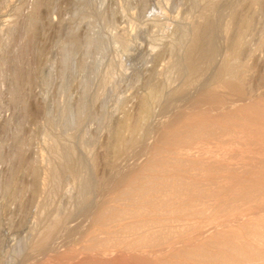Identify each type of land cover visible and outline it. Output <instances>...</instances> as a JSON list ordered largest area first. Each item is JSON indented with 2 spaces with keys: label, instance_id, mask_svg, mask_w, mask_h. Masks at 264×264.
I'll return each instance as SVG.
<instances>
[{
  "label": "rangeland",
  "instance_id": "374dc122",
  "mask_svg": "<svg viewBox=\"0 0 264 264\" xmlns=\"http://www.w3.org/2000/svg\"><path fill=\"white\" fill-rule=\"evenodd\" d=\"M199 27L208 50L191 77ZM227 67L254 98L250 116L233 107ZM263 86L264 0H0V264H264V212H245L264 200V127L248 122L264 123ZM217 222L237 236L229 249Z\"/></svg>",
  "mask_w": 264,
  "mask_h": 264
},
{
  "label": "bare ground",
  "instance_id": "6f19581e",
  "mask_svg": "<svg viewBox=\"0 0 264 264\" xmlns=\"http://www.w3.org/2000/svg\"><path fill=\"white\" fill-rule=\"evenodd\" d=\"M196 32L194 33V36H193V38H192V40H191V42L188 44V48H187V46H186V48H187V50H185L184 52H185V54H184V64L186 65V67H187V69L189 70V72H190V74H191V77L193 76V75H195L197 72H198V68H199V64L201 63V62H203V60H204V58H205V55L207 54L206 52H207V45H205V44H203V43H200V39H201V37H204L205 36V34H206V30L204 29V28H201V27H199V28H196V30H195ZM184 38V37H183ZM184 41V40H183ZM240 41V40H239ZM240 43V42H239ZM241 44V43H240ZM236 47H238L237 45H235ZM239 48V47H238ZM234 50H236V49H234ZM233 50V51H234ZM238 50V49H237ZM152 53V52H151ZM237 53H239V52H237V51H234V53H233V56L235 57V56H237ZM183 64V65H184ZM224 85L229 89V91L230 92H235V93H237V94H239V95H242V97L241 98H234V99H232L231 100V102L232 103H234L235 105H233V107H235L236 105H240L243 109H242V111H240V113H241V115H244L245 117L246 116H250L249 114L250 113H252V112H254L255 113V111H256V106L253 104L254 102H253V100H252V96H251V94H245V92H246V90H245V86H244V81H243V79H242V77H241V74L236 70V69H234L233 67H227L226 68V71H225V78H224ZM153 90V91H152ZM152 90H149V91H146L142 96H140V98H139V100H138V122L137 123H139L141 120H143V119H145V118H147L148 117V115L150 114V106H151V104L155 101V98H156V96H155V90H154V88L152 89ZM262 93L264 94V86H263V88H262ZM254 99V98H253ZM230 102V103H231ZM230 103H228V104H230ZM259 104V103H258ZM227 105V104H226ZM231 105V106H232ZM225 106V105H224ZM227 106H229V105H227ZM226 106V107H227ZM260 106V105H259ZM232 107V108H233ZM218 109L219 108H221V107H217ZM231 108V109H232ZM260 108H262L261 106H260ZM213 110V109H212ZM217 110V109H216ZM220 110V109H219ZM214 111V110H213ZM236 111V110H235ZM258 112H259V110H258ZM239 112H237V114H238ZM259 113H261V112H259ZM231 114V113H230ZM264 114V113H263ZM226 115H228V114H226ZM233 115V114H232ZM240 115V114H239ZM256 115H260V114H256ZM264 116V115H263ZM220 117H223V116H220ZM225 117V116H224ZM229 117V116H228ZM235 117V116H234ZM233 117V120H235V118ZM237 117H239V116H237ZM243 117V116H242ZM245 117H244V119H245ZM219 118V117H218ZM217 118V119H218ZM226 118V117H225ZM230 118H231V116H230ZM230 118H228L229 120H230ZM256 117H254V119H255ZM264 118V117H263ZM210 119V118H209ZM213 119V118H212ZM222 119V118H221ZM227 119V118H226ZM239 119H242V118H238V120ZM250 119H251V117H250ZM237 119L235 120V121H238ZM246 120V119H245ZM245 120H241V121H245ZM201 121V120H200ZM213 121V120H212ZM226 122H227V120H225ZM224 121V122H225ZM240 121V123L242 124V122ZM247 121V120H246ZM201 122H203V121H201ZM216 122V121H215ZM248 122H252V124L253 125H255V123L256 122H258L257 124L258 125H260L261 124V128H263L264 127V123L261 121H256V120H248ZM205 124H206V122H204ZM209 123H211V122H209ZM217 123V122H216ZM220 123V122H219ZM231 123V122H230ZM234 123V122H233ZM223 124H225V123H223ZM229 124V123H228ZM235 124V123H234ZM246 124H247V127L249 126V124L250 123H247V122H245L244 123V126H246ZM202 125H203V123H202ZM231 125V124H230ZM233 125V124H232ZM235 125H238V124H235ZM136 126H137V124H135V125H133V126H127L126 127V130L129 132V133H131V134H133L135 131H136ZM250 126H251V124H250ZM249 126V127H250ZM256 126V125H255ZM191 127H193V126H191ZM194 127H197V126H194ZM203 127V126H202ZM202 127H200V128H202ZM233 127V126H232ZM231 127V128H232ZM253 127V126H252ZM220 128V127H219ZM223 128H225L224 126H223ZM228 128V127H227ZM246 128V127H245ZM255 128V127H254ZM260 127H259V129H261ZM237 129V128H236ZM244 129V128H243ZM242 129V130H243ZM258 129V128H257ZM258 129V130H259ZM227 130V129H226ZM251 130H253V129H250V131ZM234 131V130H233ZM244 131H245V129H244ZM250 131L248 132V134H250ZM254 131V130H253ZM256 131V130H255ZM254 131V132H255ZM260 131V130H259ZM259 131H256V132H258V134H259ZM263 131H264V128H263ZM221 132V131H220ZM219 132V133H220ZM236 132V131H235ZM261 132H262V130H261ZM261 132H260V134H261ZM225 133H226V131H225ZM229 133V132H228ZM231 133V132H230ZM237 133H239V132H237ZM244 133V132H243ZM216 135H217V133H215ZM222 134H223V132H222ZM231 134H235L234 132L233 133H231ZM239 134H241V133H239ZM238 134V135H239ZM244 134H246V133H244ZM252 134V133H251ZM254 134V133H253ZM257 134V136L259 137V135ZM262 134H264V133H262ZM212 135V134H211ZM210 135V136H211ZM226 135V134H225ZM247 135V134H246ZM256 135V134H255ZM229 136H230V134H229ZM232 136V135H231ZM234 136V135H233ZM251 136V135H250ZM253 136V135H252ZM256 136V137H257ZM260 136H262V135H260ZM222 138H223V136H222ZM264 138V136L262 137V139ZM220 139V138H219ZM252 139L254 140V138L252 137ZM261 139V140H262ZM212 140H214V139H212ZM257 141H258V139H256ZM199 141V140H198ZM219 141V140H218ZM118 142H119V147H118V150H120V149H122L123 147H124V139H123V136L121 135V134H118ZM214 142V141H213ZM248 142H250V141H248ZM253 142V141H252ZM260 142V141H259ZM263 142V141H262ZM209 143V142H208ZM264 143V142H263ZM263 143H262V145H263ZM201 144H203L204 145V142H202ZM220 144V143H219ZM255 143H253V145H254ZM259 144V143H258ZM202 145V146H203ZM248 145H250V143L248 144ZM209 146V145H208ZM259 146V145H258ZM199 147H201V146H199ZM198 147V148H199ZM184 148V147H183ZM207 148V147H206ZM256 148V147H255ZM195 149V148H194ZM254 149V148H253ZM188 151H190V150H188ZM195 150H193L192 152H194ZM260 151V150H259ZM263 151V150H262ZM182 152V151H181ZM184 152H185V150H184ZM187 152V151H186ZM198 152V151H197ZM205 152V151H204ZM207 152V151H206ZM205 152V153H206ZM190 153V152H189ZM196 153V152H195ZM199 153V152H198ZM201 153H203V152H201ZM252 153V152H251ZM260 153H262V152H260ZM262 154H264V153H262ZM261 154V155H262ZM196 155V154H195ZM202 155V154H201ZM212 155V154H211ZM206 156H207V154H206ZM198 158V157H197ZM200 158V157H199ZM212 158H213V155H212ZM212 158H211V160H212ZM221 159V158H220ZM208 160V159H207ZM209 161V160H208ZM214 161V160H213ZM221 161H224L223 159L221 160ZM221 161H220V163H221ZM192 162V161H191ZM190 162V163H191ZM195 163V162H194ZM202 163V162H201ZM204 163H206L205 161H204ZM216 163V162H215ZM218 163V162H217ZM223 163V162H222ZM260 163V162H259ZM263 163V162H262ZM261 163V164H262ZM193 164V163H192ZM196 164H197V162H196ZM198 164H200L199 162H198ZM201 165V164H200ZM199 165V166H200ZM202 165H205V164H203L202 163ZM201 165V166H202ZM209 165H211L212 167H213V165L212 164H209ZM216 165V164H215ZM198 166V165H197ZM261 166V165H260ZM259 167V166H258ZM194 167H192L191 169H193ZM196 168V167H195ZM194 168V169H195ZM203 168H204V166H203ZM206 168V167H205ZM213 169H215L214 167H213ZM219 169H221V168H219ZM218 169V170H219ZM222 169H224L223 167H222ZM221 169V170H222ZM229 169V168H228ZM261 169V168H260ZM200 170V169H199ZM207 170V169H206ZM216 170V169H215ZM220 170V171H221ZM192 171V170H191ZM197 171V170H196ZM220 171H218V172H220ZM227 171V170H226ZM226 171H224L223 173H226ZM184 172V171H183ZM195 172V171H194ZM198 172V171H197ZM204 173H206L207 171H203ZM217 172V173H218ZM228 172V171H227ZM230 172H231V169H230ZM193 173V172H192ZM209 173V172H208ZM222 173V174H223ZM229 173V172H228ZM233 173H234V171H233ZM237 173V172H236ZM196 174V173H195ZM212 174V173H211ZM210 174V175H211ZM221 174V173H220ZM230 174V173H229ZM227 175V176H231V175ZM259 174V173H258ZM262 174V173H261ZM264 174V173H263ZM263 174H262V176H263ZM188 175H189V173H188ZM190 175H191V172H190ZM198 175V174H197ZM200 175V174H199ZM209 175V176H210ZM214 175H216V174H214ZM234 175V174H233ZM237 175H239V174H237ZM237 175H235V176H237ZM255 175V174H254ZM182 176V175H181ZM193 176H194V174H193ZM208 176V177H209ZM212 176V175H211ZM220 176V175H219ZM234 176V177H235ZM253 176V175H252ZM258 176H260V175H258ZM257 176V177H258ZM175 177V176H174ZM201 177H205L204 175L203 176H201ZM201 177H200V179H201ZM240 177H241V175H240ZM220 178V177H219ZM219 178H216V179H219ZM224 178H225V176H224ZM223 178V179H224ZM238 178V177H237ZM252 179H253V177H251ZM256 178V177H255ZM185 179V178H184ZM206 179V178H205ZM240 179V178H239ZM238 179V180H239ZM257 179H259V178H256V180ZM177 179H175V181H176ZM183 180V179H182ZM211 180H212V178H211ZM230 180V179H229ZM231 180H234L233 179V176H232V179ZM236 180V179H235ZM233 181V182H231V183H234L235 182V184H236V181ZM244 180V179H243ZM250 180V179H249ZM177 181H179V180H177ZM181 181V180H180ZM186 182H187V180H185ZM184 181V182H185ZM197 181V180H196ZM206 181V180H205ZM213 181H214V179H213ZM222 181V180H221ZM240 181H242V179L240 180ZM240 181H238L239 183H241ZM184 182H182V184H186V182L184 183ZM207 182V181H206ZM219 182V181H218ZM224 182H229L228 181V179L226 180V181H224ZM229 182V183H230ZM238 182H237V184H238ZM247 182V181H246ZM255 182V181H254ZM176 183H178V184H180L179 182H176ZM192 184L193 183H195V182H191ZM202 183V182H201ZM208 183V182H207ZM209 183H210V181H209ZM257 183V182H256ZM189 184H190V182L188 183L187 182V184H186V186L185 187H187V185H188V187H189ZM196 184V183H195ZM197 184H198V182H197ZM203 184H205V183H203ZM225 183H223V185H224ZM253 184V183H252ZM257 184H262V186H264V176L263 177H260V179L258 180V183ZM175 186H176V184H174ZM191 185V184H190ZM210 185H212V186H214L213 185V183L211 184L210 183ZM232 185V184H231ZM230 185V186H231ZM256 185V184H255ZM178 186L179 185H177V188H178ZM184 186V185H183ZM193 186V185H192ZM197 186V185H196ZM202 186H204L205 187V185H202ZM206 186H207V184H206ZM209 186V185H208ZM212 186H211V188H212ZM218 186V185H217ZM221 186V185H220ZM251 186H253V185H251ZM257 186V185H256ZM261 186V187H262ZM171 187V186H170ZM198 187V186H197ZM196 187V188H197ZM200 187V191H201V186H199ZM224 187V186H223ZM238 187V186H237ZM259 187V186H258ZM257 187V188H258ZM261 187H259L260 189H261ZM173 188H174V186H173ZM183 188V190H184V187H182ZM190 189H192L191 187H189ZM188 188V189H189ZM209 188V187H208ZM215 188H216V185H215ZM228 188V187H227ZM248 188H250V187H248ZM247 188V189H248ZM256 188V187H255ZM175 189V188H174ZM180 189H181V186H180ZM179 189V190H180ZM195 188H193V190H194ZM197 189H199V188H197ZM204 189V188H203ZM213 189V188H212ZM171 191V189H167V191L166 192H168V191ZM179 190H174L176 193H177V191H179ZM221 190H223L222 189V187H221ZM225 190V189H224ZM231 190V189H230ZM252 190V189H251ZM182 191V189L180 190V192ZM205 191L206 192H209V191H207L206 189H205ZM214 191V190H213ZM218 191H220L219 189H218ZM227 191H229V190H227ZM253 191V190H252ZM257 191H259V189H257L255 192H257ZM183 192H185V191H183ZM203 192V191H202ZM211 192V191H210ZM260 192V191H259ZM205 193V192H204ZM219 193V192H218ZM223 193H225V192H223ZM261 193H264V188L263 189H261ZM163 194H165V193H163ZM168 194V193H167ZM179 194V193H178ZM177 194V195H178ZM182 194H184V193H182ZM197 194V192L195 193V195ZM198 196H200V194H202V193H199L198 192ZM211 193H209L208 195H210ZM215 194V193H214ZM180 195H181V193H180ZM186 195V194H185ZM184 195V196H185ZM189 194H187L186 196H188ZM207 194L205 193V196H206ZM212 195V194H211ZM219 195H221V197H222V194H219ZM218 194L217 195H215L216 197L217 196H219ZM192 196H194L193 194H192ZM204 196V195H203ZM213 196V195H212ZM212 196L211 197H209V198H212ZM163 197H165V195L163 196ZM163 197L161 196V198H162V200H163ZM169 197H170V195H169ZM176 197V196H175ZM174 197V198H175ZM182 197H183V195H182ZM179 198V199H183V198ZM197 197V196H196ZM229 197V196H228ZM167 198V197H166ZM184 198H186V197H184ZM191 198H194V197H191ZM190 198V199H191ZM225 198V197H224ZM255 198V197H254ZM171 199H173V197L171 198ZM175 199H178V198H175ZM175 199H173V201L175 200ZM188 199V198H187ZM186 199V200H187ZM190 199H188V200H190ZM208 198H204V200H207ZM213 199V198H212ZM215 199V198H214ZM218 199H221V198H218ZM217 198H216V200H218ZM223 199V198H222ZM226 199V198H225ZM224 199V200H225ZM167 200V199H166ZM166 200H164L165 202H166ZM169 200L170 199H168V201H167V203L169 202ZM184 200V199H183ZM182 200V201H183ZM186 200H184L185 202H186ZM223 200V201H224ZM246 200V199H245ZM160 201V200H159ZM178 201V200H177ZM181 201V200H180ZM181 201V202H182ZM195 201V200H194ZM198 201H200V200H198ZM209 201H210V199H209ZM209 201H206V203H207V206H208V202ZM222 201V200H221ZM229 201H230V199H229ZM241 201H242V199H241ZM171 202V201H170ZM176 202V201H175ZM188 202V201H187ZM205 202V201H204ZM215 202V201H214ZM225 202V201H224ZM232 202V201H231ZM236 202V201H235ZM160 203H162V204H167V203H164V202H159V204ZM172 203V202H171ZM203 203V202H202ZM206 203L205 204H203V206L204 205H206ZM220 203V205H221V203L222 202H219ZM233 203H234V201H233ZM237 203V202H236ZM254 203H256V202H254ZM169 204V203H168ZM175 204V203H174ZM189 204V203H188ZM188 204H186V205H184V206H188ZM200 204V206H201V203H198V205ZM230 204V203H229ZM164 205V206H165ZM191 205H193V204H191ZM235 205V204H234ZM258 206L257 207H254V209H252L251 207H249V208H251V209H247V211H245V212H249V214H250V212H251V217H254V216H256V215H258V214H260V213H263L264 212V200H261V201H259V204H257ZM160 206V205H159ZM172 206H173V204H172ZM183 206V205H182ZM194 207H195V205H193ZM206 206V207H207ZM226 206H227V204H226ZM231 206V205H230ZM163 208V207H162ZM176 208V207H175ZM192 208V207H191ZM190 208V209H191ZM196 208H199V207H195V209ZM208 208V207H207ZM220 208V207H219ZM221 208H223L222 206H221ZM193 209V208H192ZM191 209V210H192ZM235 209V208H234ZM182 210V209H181ZM186 210V209H185ZM197 210V209H196ZM200 210H201V208H200ZM199 210V213H201V211ZM205 211L207 210H209V209H204ZM245 210V209H244ZM193 211V210H192ZM205 211H204V213H205ZM206 211V212H207ZM218 211V210H217ZM216 211V212H217ZM234 212L235 211H237V210H233ZM242 210H240L239 211V213L241 212ZM179 212H180V210H179ZM187 212H191L190 210L188 211L187 210ZM196 212V211H195ZM224 212H225V210H224ZM242 212H244V211H242ZM165 213V212H164ZM167 213H169V212H167ZM174 213H177V211L175 212V210H174V212H173V214ZM184 213H185V211H184ZM192 213V212H191ZM173 214H171V212H170V215H173ZM182 214H183V211H182ZM196 214H197V212H196ZM202 214H203V212H202ZM201 214V215H202ZM233 214V213H232ZM153 215H155V214H153ZM193 215V214H192ZM195 215V214H194ZM200 215V214H199ZM198 214L196 215V216H199ZM204 215V214H203ZM202 215V216H203ZM234 215V214H233ZM235 215H236V213H235ZM176 216H178L177 214H176ZM186 216V215H185ZM196 216H194V217H196ZM229 216V215H228ZM227 216V217H228ZM232 216V215H231ZM231 216H230V218H231ZM240 216V215H239ZM243 216V215H242ZM247 216H249V215H247ZM246 216V217H247ZM188 218H190V216H187ZM226 217V218H227ZM235 217H238V216H235ZM164 218V217H163ZM184 218V217H183ZM192 218V217H191ZM198 218V217H197ZM221 217H219V219H220ZM225 218V219H226ZM230 218L228 217L227 218V221L228 220H230ZM232 218H233V216H232ZM238 218H241V217H238ZM180 219V218H179ZM236 219V218H235ZM171 220V219H170ZM175 220H177V219H175ZM161 220H159L158 222H160ZM167 221V220H166ZM165 221V222H166ZM169 221V220H168ZM177 221H179V220H177ZM176 221V222H177ZM215 221V220H214ZM222 221H224V220H222ZM226 221V220H225ZM180 222V221H179ZM178 222V223H179ZM185 223H186V221H184ZM182 223L181 224V222H180V224L179 225H183V224H185V223ZM195 222V221H194ZM229 222V221H228ZM233 222V221H232ZM151 223H152V221H151ZM154 223V225H152L153 227H158V225L157 226H155L156 225V223L155 222H153ZM152 223V224H153ZM174 223H175V221H174ZM199 223H200V221H199ZM218 224V226L217 227H215L214 229H221V232L220 233H218L215 237L218 239V240H220V242L218 243V245L216 246L217 247V249H220V250H225V249H229V247L230 246H227V244L225 243V242H223L224 240H230V239H236L237 238V236H235L234 234H233V232H227V230L226 231H224V230H222L223 228H225V226L226 227H228L227 225H223V222H222V225L220 224V226H219V222H217ZM142 224H143V226H144V222H142ZM145 224L147 225V222H145ZM150 224V223H149ZM177 224V223H176ZM194 224V223H193ZM216 223H214V225H215ZM229 224V223H228ZM234 224V223H233ZM145 225V226H146ZM186 225V224H185ZM185 225H183V226H185ZM201 225V224H200ZM230 225V224H229ZM141 226V225H140ZM152 226H149V228L150 227H152ZM171 227L173 226V225H170ZM191 226V225H190ZM196 226V225H195ZM205 226V225H204ZM207 227H208V224L206 225ZM210 226H212V224L210 225ZM235 226V225H234ZM171 227H169V228H171ZM177 227V226H176ZM175 227V228H176ZM186 227H188V226H186ZM198 227V226H197ZM202 227V226H201ZM148 228V227H147ZM146 228V229H147ZM173 229V228H171L172 230H178V229ZM182 228V227H181ZM185 228V227H184ZM212 228V230H213V226L211 227ZM139 229H142L141 227L139 228ZM154 229V228H153ZM188 229V228H187ZM194 229H196V228H194ZM198 229V228H197ZM206 229V227L203 229V230H205ZM209 230H210V228H208ZM208 229H207V231H208ZM227 229V228H226ZM52 230V229H51ZM150 230V229H149ZM182 231H183V229H181ZM192 230H193V228L192 229H190V231L192 232ZM151 231V230H150ZM150 231H147V232H150ZM186 231V230H185ZM184 231V232H185ZM189 231V232H190ZM199 231H202V229H200ZM206 231V230H205ZM205 231H203V232H205ZM142 232L144 233V231L142 230ZM146 232V231H145ZM184 232H182L183 234H184ZM198 232V231H197ZM53 233H54V229H53ZM139 233V232H138ZM151 233V232H150ZM51 234V233H50ZM145 234V233H144ZM149 234V233H148ZM148 234H146V236L148 235ZM194 234V233H193ZM203 234V233H202ZM186 235V234H185ZM146 236L144 237V238H146ZM198 237H202V236H200V235H197ZM142 239H143V237H141ZM197 238V237H196ZM45 239V238H44ZM185 239V238H184ZM184 239H182V240H184ZM181 240V241H182ZM195 240V239H194ZM201 240V239H200ZM143 241V240H142ZM198 241V240H197ZM222 241V242H221ZM193 242H195L196 243V241H193ZM193 242H192V244H193ZM139 243H142V242H139ZM137 244V243H136ZM199 245H197L198 247L197 248H202V249H204V247H203V241H200L199 243H198ZM237 244V243H236ZM143 245H144V242H143ZM146 245V244H145ZM178 245V244H177ZM180 245V244H179ZM193 245H195V244H193ZM169 246V245H168ZM173 246H175V245H173ZM173 246H172V248H169V247H159V248H157V249H159V250H163V251H165V250H171V252L173 251ZM190 246H192V245H190ZM178 247V246H177ZM192 248V247H191ZM196 248V249H197ZM231 248H232V246H231ZM54 249V248H53ZM138 249V248H137ZM139 249H141V250H145L146 252H148V253H151V250H153L154 249V246L153 247H150V246H148L147 247V245L146 246H139ZM175 249V248H174ZM193 249V248H192ZM194 249H195V247H194ZM193 249V250H194ZM201 249V250H202ZM200 250V251H201ZM196 251H198V250H196ZM156 256V255H155ZM187 260V259H186ZM197 264H220L219 262H213V261H207V263H197ZM234 264V263H233ZM236 264H238V263H236ZM252 264V263H251Z\"/></svg>",
  "mask_w": 264,
  "mask_h": 264
}]
</instances>
